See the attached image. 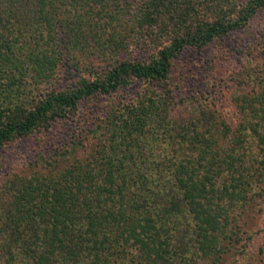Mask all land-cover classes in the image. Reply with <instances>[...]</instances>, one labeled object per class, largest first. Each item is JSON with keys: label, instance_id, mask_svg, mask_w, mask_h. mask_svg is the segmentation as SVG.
<instances>
[{"label": "trees", "instance_id": "trees-1", "mask_svg": "<svg viewBox=\"0 0 264 264\" xmlns=\"http://www.w3.org/2000/svg\"><path fill=\"white\" fill-rule=\"evenodd\" d=\"M263 13L264 0H0V152L45 140L0 176V264H264V22L250 29ZM235 33L211 56L233 61L224 97L213 59L186 87L184 53Z\"/></svg>", "mask_w": 264, "mask_h": 264}, {"label": "rangeland", "instance_id": "rangeland-1", "mask_svg": "<svg viewBox=\"0 0 264 264\" xmlns=\"http://www.w3.org/2000/svg\"><path fill=\"white\" fill-rule=\"evenodd\" d=\"M264 22V13L257 16L255 19H253L250 23V29L251 30H258L263 26ZM242 33H235L231 39H226V43L221 45L220 47L218 46L217 49L212 50L211 46H208L204 48L200 53H196L195 51L188 50L186 53L183 55V60L186 61L187 63H195L196 68H193L194 71L192 78H189L188 81L186 82V87L193 89L196 88L198 85L195 84L197 80H199V76L201 75V71H204V64L198 62L200 59L201 60H207L209 61L210 59H213V63L216 64L218 71L220 72L219 75L216 76L213 81L210 83V87L214 85L215 91H216V96L217 98L222 99V95L224 97L225 95V85L227 84V79H226V74L222 72V70H226L229 67H231V63L233 62L230 57H228L223 63L222 61L224 58L222 56L212 58V55H217L221 54L224 56L223 52H226V55H228L227 51L231 48L232 44L234 43V40H237L236 43L242 38ZM199 63V64H198ZM198 65V66H197ZM219 65V66H218ZM221 67V69L219 68ZM218 72V73H219ZM220 76V78H219ZM192 84V85H191ZM97 102V101H96ZM221 102V101H220ZM99 105L103 104L104 102L99 100L98 101ZM59 135H56L53 140H58L57 138ZM43 141L42 139L37 138L36 136H29L25 138H19L15 141H12L8 143L6 147L1 149L2 151L0 152V176L5 175V173L9 172L12 170L14 167H21L27 159H31V156L35 154L36 152L39 151L41 144ZM54 144V142H53ZM44 147V145H43Z\"/></svg>", "mask_w": 264, "mask_h": 264}]
</instances>
